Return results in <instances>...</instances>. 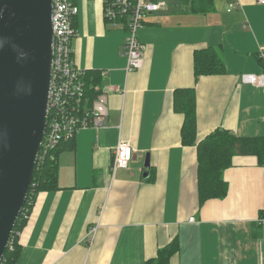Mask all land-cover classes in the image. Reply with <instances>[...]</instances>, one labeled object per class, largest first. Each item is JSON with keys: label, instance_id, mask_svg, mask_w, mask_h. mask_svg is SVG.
Segmentation results:
<instances>
[{"label": "crops", "instance_id": "0c3cea01", "mask_svg": "<svg viewBox=\"0 0 264 264\" xmlns=\"http://www.w3.org/2000/svg\"><path fill=\"white\" fill-rule=\"evenodd\" d=\"M70 1L75 67L93 100L95 88L106 97L108 121L57 153L56 188L35 196L14 264H147L173 242L166 264H264V166L235 158L223 174L227 195L199 205L197 149L183 145L175 110L177 92L193 90L197 143L217 129L264 137V90L241 80L264 74V5L231 0L238 8L208 15L164 8L137 32L143 67L127 74L126 28L105 18L110 0ZM207 47L218 48L224 72L196 78L194 55ZM120 142L133 157L112 178Z\"/></svg>", "mask_w": 264, "mask_h": 264}, {"label": "water", "instance_id": "95a60500", "mask_svg": "<svg viewBox=\"0 0 264 264\" xmlns=\"http://www.w3.org/2000/svg\"><path fill=\"white\" fill-rule=\"evenodd\" d=\"M52 2L0 0V263L29 193L47 126Z\"/></svg>", "mask_w": 264, "mask_h": 264}, {"label": "built area", "instance_id": "2783aa9c", "mask_svg": "<svg viewBox=\"0 0 264 264\" xmlns=\"http://www.w3.org/2000/svg\"><path fill=\"white\" fill-rule=\"evenodd\" d=\"M52 1L51 80L47 126L40 146L42 154L69 143L79 130L102 128L108 121L106 97L95 88L96 98L88 107L85 74L75 67L71 44L76 37L73 23L78 9L70 0ZM256 3L264 5V0H256ZM233 7L238 8L237 3H234ZM164 8L165 3L161 0H110L106 3L105 18L124 21L127 38L123 46V56L126 59L127 74L143 67L144 46L138 41L137 32L146 24L149 17L164 11ZM258 58L264 60L263 49L259 50ZM101 75L104 76L105 73ZM241 80L245 84L256 85L264 90V74H245ZM132 157L130 144L120 142L114 151L110 167L111 177L113 178L119 170L127 169Z\"/></svg>", "mask_w": 264, "mask_h": 264}, {"label": "trees", "instance_id": "16d2710c", "mask_svg": "<svg viewBox=\"0 0 264 264\" xmlns=\"http://www.w3.org/2000/svg\"><path fill=\"white\" fill-rule=\"evenodd\" d=\"M178 1L185 2L188 7L187 11L195 15L217 14L220 11L215 0ZM169 9L173 12H179L177 8L172 9L169 6ZM223 72V62L218 48L207 47L202 51H196L194 55V74L196 78L222 74ZM85 80L87 81L84 78ZM86 94L89 98V104L88 102L86 104L89 107L95 94L90 93L87 86ZM175 110L184 116L181 130L183 145H195L197 149L196 183L199 205L209 200L222 199L227 195V182L224 180L223 174L225 170L231 168L235 158H255L260 166H264V137L247 139L236 136L229 131L217 129L200 142H196L195 95L193 90L177 92ZM68 144H62L48 153L42 154L39 152L29 193L14 226L1 264L15 263L19 249L18 233L26 222L35 196L41 191L56 188L58 175L57 153L62 150L61 147ZM261 218L264 219V215L261 214ZM177 248L178 243L173 242L169 248L158 251L157 258L148 261L147 264H166L169 255L175 253Z\"/></svg>", "mask_w": 264, "mask_h": 264}, {"label": "rangeland", "instance_id": "374dc122", "mask_svg": "<svg viewBox=\"0 0 264 264\" xmlns=\"http://www.w3.org/2000/svg\"><path fill=\"white\" fill-rule=\"evenodd\" d=\"M231 0H215L216 5H219L220 11H226L229 9L230 11L235 10L236 8L233 7L234 3H230ZM165 7L169 8H177L180 11H187L188 7L187 4L183 1L178 0H164ZM230 3V4H229ZM227 8V9H226ZM224 13V12H223Z\"/></svg>", "mask_w": 264, "mask_h": 264}]
</instances>
